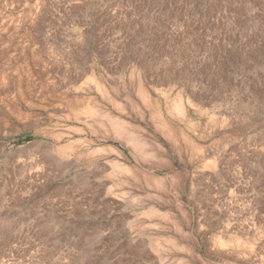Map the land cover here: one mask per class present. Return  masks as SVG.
I'll use <instances>...</instances> for the list:
<instances>
[{
    "label": "rangeland",
    "instance_id": "rangeland-1",
    "mask_svg": "<svg viewBox=\"0 0 264 264\" xmlns=\"http://www.w3.org/2000/svg\"><path fill=\"white\" fill-rule=\"evenodd\" d=\"M0 264H264V0H0Z\"/></svg>",
    "mask_w": 264,
    "mask_h": 264
},
{
    "label": "bare ground",
    "instance_id": "bare-ground-1",
    "mask_svg": "<svg viewBox=\"0 0 264 264\" xmlns=\"http://www.w3.org/2000/svg\"><path fill=\"white\" fill-rule=\"evenodd\" d=\"M30 147H31V146H30ZM60 149H61V147H58V148H57V150H60ZM14 202H15V201H14ZM76 226H77V225H76Z\"/></svg>",
    "mask_w": 264,
    "mask_h": 264
}]
</instances>
